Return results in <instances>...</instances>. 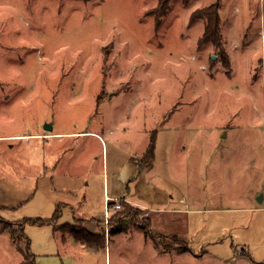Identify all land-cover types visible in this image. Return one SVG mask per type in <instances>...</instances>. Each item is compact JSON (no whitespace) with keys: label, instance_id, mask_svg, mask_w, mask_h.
<instances>
[{"label":"rangeland","instance_id":"374dc122","mask_svg":"<svg viewBox=\"0 0 264 264\" xmlns=\"http://www.w3.org/2000/svg\"><path fill=\"white\" fill-rule=\"evenodd\" d=\"M215 2L221 49L193 18ZM162 125L158 165L180 213L133 208L126 233L115 213L110 245L59 254L55 225L89 180L104 219L103 152L123 163ZM0 137V222L23 227L35 264H264V0H0ZM27 141L37 179L22 169ZM8 234L0 264H21Z\"/></svg>","mask_w":264,"mask_h":264},{"label":"crops","instance_id":"0c3cea01","mask_svg":"<svg viewBox=\"0 0 264 264\" xmlns=\"http://www.w3.org/2000/svg\"><path fill=\"white\" fill-rule=\"evenodd\" d=\"M168 117V116H167ZM162 131H173L172 128L162 125L161 127L154 129L151 131V136L155 134V152L153 158L150 160H145V155L150 147L151 139L149 143H145L143 149L139 152L133 153L128 152L125 156H120L124 158L123 163H118V156L115 155L113 160L111 161L106 152H103V171H102V182H103V216L104 219L106 217V210L109 206H114V203H120L124 205V207L131 205L132 207L146 211L147 213L153 212L160 215V218H163V214H175L180 213L179 210H176L175 207V194L179 189L174 183V181L167 178V176L162 172L161 166L158 161L157 152H158V141L160 140V135ZM88 133V132H86ZM55 134V133H54ZM66 133H57L56 135H65ZM94 137H99L101 140H105L101 134L98 132H90ZM11 140H29L30 138H35V135L25 134L21 136L9 135L6 136ZM26 137V138H25ZM3 137H0L2 139ZM25 138V139H24ZM32 139V140H33ZM31 140V141H32ZM106 141V140H105ZM178 141V139H177ZM30 146V149L27 151V165L25 162L23 163L25 170H28L30 173L28 176H31V170L33 171V176L37 179V161L34 146H32L30 141L26 142V145ZM105 144V143H104ZM32 147V149H31ZM117 149L125 152L124 146H118ZM178 147H173L171 149L170 157L174 158V154L177 153ZM126 153V152H125ZM26 161V157L23 158ZM21 162V161H20ZM27 166V167H26ZM47 167V166H46ZM22 171V170H21ZM19 176H26V174L20 173ZM77 178V177H73ZM35 179V180H36ZM98 181H94L93 186H96ZM92 183L90 180L88 183H85L82 188L76 189V194L73 198H69L66 201L67 205H70L73 208V219L71 218V214L68 215V222L65 225H55L58 230H55L57 234L60 236L57 244V251L62 256L70 257L76 253L78 250H86L93 248H98L97 241H109V245L111 244L112 239L115 237L111 234L112 230L106 229V219H97L98 212L94 209V206L91 205V200L93 198V191L90 189ZM75 190V188H74ZM74 193V192H71ZM70 193V194H71ZM262 198V197H261ZM181 202H185V200L181 199ZM114 208H112L111 217L113 218L115 213H118ZM74 220V221H73ZM72 221V222H71ZM98 223V225H97ZM112 228L115 229L114 225L118 224V220L112 219ZM77 227L81 228V232L78 235L81 238L77 239L75 235H73L68 227ZM79 226V227H78ZM111 228V229H112ZM125 233L127 232L124 231ZM0 233L1 234H10L8 231H4L1 229L0 224ZM24 235L25 232L23 231ZM8 234V235H9ZM11 235V234H10ZM23 235V236H24ZM121 232L117 233V236H120ZM12 237V235H11ZM86 237L88 240H92L94 244L92 248H88L82 238ZM14 240L15 238L12 237ZM73 240V241H72ZM22 245V241H21ZM15 246L18 249V243L15 241ZM85 246V247H84ZM95 246V247H94ZM19 251V249H18ZM23 256V261L21 264H27L25 262L24 254L21 252ZM35 259V256H34ZM107 264V263H106Z\"/></svg>","mask_w":264,"mask_h":264},{"label":"trees","instance_id":"16d2710c","mask_svg":"<svg viewBox=\"0 0 264 264\" xmlns=\"http://www.w3.org/2000/svg\"><path fill=\"white\" fill-rule=\"evenodd\" d=\"M161 1L163 3V7L165 9H167L169 7V3L171 2V0H161ZM185 1L189 2L190 0H185ZM220 9H221V3L215 2L211 6L199 8L198 10H196L193 14V18L194 19L205 18L207 20L206 31H205L206 40L209 42H212L214 44L216 43V45L221 49L223 46L224 34L222 33ZM224 60H225L226 64L231 66L227 57H225ZM150 142H151L150 147H149L146 155L144 156L145 160H150L153 158V155L155 152V145H156L155 134L152 136ZM133 208L134 207L129 205V206H126L124 210H120L118 212L119 214L115 218L118 220V226L116 227V230L123 232V231H126L128 229L126 224L124 223V221L126 219H128L127 217H129L131 215V211ZM39 222L44 223L45 221L39 220ZM0 224H1V229L4 231L10 232L12 237L15 238V241H17L18 249L20 252H22L24 254L25 262L27 264H35L34 255L29 251V249H30L29 239L26 238L27 242H26L25 249L21 245V241H22L23 237L25 236L23 233V227L21 225H19L18 229H15L16 224L13 222H2L1 221ZM65 227H68V225H66Z\"/></svg>","mask_w":264,"mask_h":264},{"label":"built area","instance_id":"2783aa9c","mask_svg":"<svg viewBox=\"0 0 264 264\" xmlns=\"http://www.w3.org/2000/svg\"><path fill=\"white\" fill-rule=\"evenodd\" d=\"M112 208H114L116 211H120L123 209V205L120 203H114V206H109L106 210V225L108 226L110 224V218L112 213Z\"/></svg>","mask_w":264,"mask_h":264},{"label":"water","instance_id":"95a60500","mask_svg":"<svg viewBox=\"0 0 264 264\" xmlns=\"http://www.w3.org/2000/svg\"><path fill=\"white\" fill-rule=\"evenodd\" d=\"M51 128H52V124H46L45 125L46 130L51 131Z\"/></svg>","mask_w":264,"mask_h":264}]
</instances>
